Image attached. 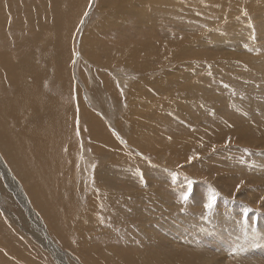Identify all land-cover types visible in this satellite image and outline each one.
<instances>
[{"label": "rangeland", "instance_id": "374dc122", "mask_svg": "<svg viewBox=\"0 0 264 264\" xmlns=\"http://www.w3.org/2000/svg\"><path fill=\"white\" fill-rule=\"evenodd\" d=\"M53 1L0 0V99L2 101L12 100L20 93L17 92L13 84L9 83L8 77L3 72L2 67L6 65H3L1 60L2 54L10 55V57L5 58L6 60L10 58L13 61L15 58L16 61L17 56H20V59L29 57L28 53L32 49H29L27 45L33 47L35 44L40 47V54L37 53L36 57L42 61L45 60L44 68L49 73L48 78L42 80L43 85L41 87L43 92L44 94H50L53 99L66 107L67 112H70L69 123L73 124L74 130L77 128L76 130H86L87 133L89 131L86 119L81 120L79 118V109L82 105L83 107L85 105V110L89 111L87 113L101 120L106 132L110 134V137L117 144H113L114 147H111L114 153L117 155L123 153L125 157L130 156L134 159H140L141 162L148 165L151 169H149V175H144L140 169L132 167L131 163H129L125 168L126 174L120 173L116 178L112 174L107 176L108 184L106 189L116 190L119 194L110 195L109 192H102L97 188L102 186L98 185L96 181V173L99 169L109 164V159L113 152L109 149L104 151V155L95 153L94 148H100L102 144L99 142L98 145L95 144L89 133L88 135L84 134L80 136L81 146L84 150L81 153L82 147L80 146L77 154L78 148H75L73 162H67L65 173L59 175L65 180L61 179L57 182L58 186L51 194L52 197L46 199L41 207L45 216L43 218L39 214L40 211L35 205L34 199H30L27 187H24L26 186L25 183L16 173L15 166L12 167L8 157L0 153V264H98L102 263L103 259L105 262L102 264H123L122 261L124 259L137 256L142 258L140 259V264L149 262V257H158L171 264L169 260L178 262L185 255L191 256L192 259L196 260L197 264H201L209 256L213 257L212 253L216 252L219 254L214 247L212 238L217 235L221 226L227 229L224 234L229 238L224 241V248L225 254L231 257L244 256L245 253L242 248L246 245L250 248L253 247V251H257L260 246H264L263 243L258 244V246L251 244L252 238L258 237L260 233H263L264 237V29L258 27L260 19L257 18V15L250 12L247 15L245 13L241 16L237 15V21L236 17H234L230 21L227 20L228 23L225 22L228 24L227 26L223 22L225 18L221 17V19L209 14L211 5L205 4L206 1H204L205 3H200L202 10L193 11L199 21L209 22L211 19L213 21H221L224 26L223 24L216 25L224 28L232 25L228 29L239 25L242 27V25L245 26L248 23V31L252 33L250 43L254 44V47L250 46L249 48L247 42L243 43L240 41V37L246 35L247 32L242 35L237 32V35L235 30L230 31L232 32L230 36L223 34L225 37L227 36L226 39L229 38L228 40L225 39L228 41L224 42L225 44H211L209 41H213L212 36L214 33L209 32L210 30H204L206 26L196 24L197 26L199 25L197 27L194 24L195 28L190 29L187 34L189 41H196V43L191 45L184 42L181 48L190 47L191 49L196 46L201 37L211 38L207 42L202 39V44L191 50L196 57L203 58V60H200L201 65L195 66L206 68V74H201L200 88H196L197 90L195 91V88L189 86L186 81H189V78L193 80L197 76L191 77L185 74L187 76H184V82H179L178 86H175L177 89H175L170 87L165 78L162 79L163 81L161 79L157 81L163 71H157L156 75H152L135 71L133 66L114 65L115 67L110 68L99 67V65L88 59L87 51L84 49L82 51L83 45L86 44L85 41H91L89 36L95 37L93 34L86 35L88 31H95L102 40L101 44L103 47L98 49L96 53L105 52L106 47L118 49L119 44L124 47V52L126 47L132 48L131 44L136 41H144L143 37L138 38L136 35L140 36L142 32L151 28L152 25L141 24L138 25V28L130 29L128 26L135 24L132 22L126 25L127 28L121 29L120 32L112 31L107 35V38H102L101 33L96 29V25L102 18L105 19L104 15L106 14L104 10H100L99 6H97L99 0ZM77 1L80 6L74 8L73 12L69 11L71 6H74ZM224 2H217L214 6L221 7ZM56 10L67 11V17L71 21L67 44H63L68 64V69L65 71V77L67 76L69 82V90L67 91L62 88V82H59L53 71H51L53 67L51 63L55 61L60 63L59 57H56V52L59 49L58 32L60 33L63 25L62 23L58 24L55 20L57 18ZM168 11H170V14L167 12V19L168 17H174L175 22H180V19L173 15L175 11L171 9ZM176 11L178 17L182 16L183 18L186 15L182 9H176ZM2 15L3 18L7 17L6 28L1 22ZM252 15L256 18L253 19ZM46 17L50 19L49 22H47L48 19ZM160 17L162 18L156 19L157 24L154 22L155 20L153 22L155 23V28L159 30L161 27L163 30L161 31L160 29L159 31L163 32L168 28L163 24V27L160 26L164 18L163 16ZM231 22L232 24L229 25ZM236 22L239 23L238 26H236ZM191 26L187 25V27ZM211 26L213 27V25ZM172 29L177 31L178 28ZM161 32L155 31L153 34L162 35ZM35 37L38 38L36 42H34ZM234 45L238 47H234ZM136 47L141 46L136 45ZM255 48L258 50H255ZM177 50L173 49V52ZM116 51L117 56L120 58L121 51ZM243 56L244 58H242ZM259 57L260 59H258ZM250 59L255 60L251 61ZM194 62L198 63L199 61L194 60ZM167 65V71L172 70L174 66L172 62L170 64L167 63ZM211 66L212 69L214 68L215 76H213ZM175 67V71L171 74L173 76L172 81L177 76L176 71L180 72L183 68V64L177 63ZM202 68L201 70H203ZM88 69L92 70L88 72ZM171 75L170 78L172 77ZM176 81L177 79L174 82ZM202 81L204 82L203 84ZM147 82L149 86L144 88ZM107 86L115 88L117 95L109 92V87ZM143 88L148 96V101L155 104V106H152L148 111L143 108L141 112L147 111L146 114L144 113L137 117L132 128L138 126L134 125L136 121L147 119V115L156 112L154 116L156 121L152 120V123H149L147 127L144 126L147 132L150 131L152 133L148 132L149 135L147 137H150L151 140H149L152 142L158 140L159 144L167 142L172 144L178 140L179 145L173 144L170 145V148L175 146L178 147V151L184 152L183 149L187 145L188 151L198 152L199 154L196 156H191L187 153V155L194 158L192 162L190 160V163H188L192 169L185 167L181 170L180 166L177 171L179 174L177 173V175L173 176L168 167L157 165V156L155 154H143L142 151L132 146V143L130 144L131 137L129 134L131 126L126 124L124 117L127 113L129 114L132 107H139L137 98H139ZM209 88L212 93L208 90ZM180 92H184L189 98L185 100V103L180 98L182 105L174 99V97L177 98V95L178 97L180 96ZM42 99V103L46 104V97ZM162 103L163 105L160 106ZM164 103L166 106H164ZM168 103L171 104V107H169ZM44 117V112L41 113L34 108L28 116V123L24 129H28L29 126L31 131L37 130L40 124L39 119ZM74 117L76 120L72 119ZM158 121L159 123L162 121L159 129L157 126ZM247 128L249 131L246 130ZM74 134L76 137L74 142L78 143L79 137H77L76 133ZM233 137L236 138L234 139ZM84 140L85 144H83ZM173 140L175 141L173 142ZM186 140H188V144ZM222 140H224V143ZM163 154L173 155L169 160L176 162L174 158L175 152L163 151L159 155L161 163L164 164L161 157ZM126 159L128 158L126 157ZM21 160L20 167L22 165ZM22 163H25L21 167L23 170L22 174L28 173V178L35 175L39 169L32 157ZM172 166L175 167V165ZM210 168L213 170H210ZM53 173L56 176L58 175L56 167ZM154 175L157 177L155 178ZM214 181L217 182L215 183ZM35 182L40 183L38 174ZM160 182H165V184L163 185ZM189 182H191V187H189ZM94 195L100 197V201H95V204L91 206L95 208L91 209L90 204L93 202L91 198ZM213 196L215 197V204L209 209L207 205L211 202ZM53 204L64 206L67 210L65 220L70 221L73 218H80L83 214L88 215L85 220H81L76 225L79 231L65 230L66 232H62L58 229V224L47 214L50 209L49 205ZM177 215H181V218L179 219ZM189 218L197 220V222L192 223L188 220ZM232 221L235 224L239 223V231H242L237 239L233 237L234 233L230 234L231 229L227 226V223ZM57 231L63 235L66 240L65 244L68 246L62 245L55 238L56 236L61 239ZM52 241L54 242L52 243ZM72 247L77 249V251L73 250ZM250 252H252L251 249Z\"/></svg>", "mask_w": 264, "mask_h": 264}, {"label": "bare ground", "instance_id": "6f19581e", "mask_svg": "<svg viewBox=\"0 0 264 264\" xmlns=\"http://www.w3.org/2000/svg\"><path fill=\"white\" fill-rule=\"evenodd\" d=\"M204 1H206V3ZM220 1H223V2L225 1L224 5H221V7H215L214 5ZM53 2H55V0ZM201 2H204L205 4H210L211 6L209 7L210 8L209 14H211L212 16H215L217 18H221V17L225 18V20L223 19L224 23L227 22V20L230 21V19H233L234 17H236V21H237V17L243 15V13H247V14H248V12L254 13L255 15H257V18L260 19L259 20L260 23H259L258 27L261 29H264V0H99V4L97 2V6H99L100 10H104L106 15H104L105 19L102 18L101 21L97 23V25L95 24L97 27V28L96 27L95 28L97 29V31L99 30V33H101L102 38H107V35L109 33H111L112 31L120 32L121 29L127 28L126 25H129L132 22L135 24L128 26L130 29H134L135 27L138 28V25H141V24L147 25V26L152 25V27L147 29L146 31H144L145 30L144 29L143 30L144 32H142L140 34V36L136 35L138 38L143 37L142 39H144V41H136L134 44H131L132 48L126 47L124 52H123L124 47H122V45L119 44L118 49H116L115 47H106L105 52L96 53V51L98 49L103 47L101 44L102 40L99 36H97L95 31H88V32H86V35L89 36V34H91V35L93 34L95 37L89 36L91 41H88V42L85 41L86 44L83 45L82 51H83V49L85 51H87L86 53H88V56H87L88 59L90 61H92L94 64L99 65V67L105 66L104 68H110V67H115L114 65L133 66L135 68V71L141 72L143 74L150 73L152 75H156L157 71L158 72L163 71L162 75L157 78V81H160V79L162 80L165 78V81L167 79V83L170 84L171 88H175V86L177 84H179V82L183 83L184 82V76H187L185 74H188L191 77L197 76V78L195 77L196 79L194 78L195 80L194 79L190 80L192 78H189V81H186V82H188V85L195 88V91H196L198 88H200L199 87L201 85L200 81L202 79L201 74L202 73H203V75L206 74V68L204 69L201 67L203 69V70H201L200 67L195 66V65L200 66L201 65L200 60H203V58L196 57L195 54L193 52H191V50L193 48H195L197 45H201L202 39H203V41H206V42L208 39H211V38L206 39L205 37H201V39L198 41L196 46L192 47L191 49H190V47L181 48V45L184 42H187L191 45L196 43V41H189L188 34H187L190 31V29H194L195 26H197L196 24L206 26V28L204 30H207V31L210 30L209 32L214 33V35L212 36L213 41H209V43H211V44L212 43H218L220 45V44H223L224 42H228L226 40H228L229 38L226 39L227 36L225 37L223 34H225V35L227 34L230 36L232 34V32H230V31L235 30L236 34L238 32L240 35L247 32L246 35H244L243 37H240V39H241L240 41L243 43L247 42L249 48H250V46L254 47L253 46L254 44L252 45L250 43L252 33L248 31V27H247L248 23L245 24V26L242 25V27H240V25L238 26V24L240 23L238 21L239 23L236 22L237 23L236 26H238V27L228 29L232 26V25H230V24H232V22L229 23L230 26L228 28H224V27L218 26L219 24H223V22H221V21H216V20L213 21L212 19L209 22L199 21V19H197L196 15H194L193 11L194 10L200 11L203 9L202 5H200ZM205 4H203V6H205ZM79 6H80L79 2L77 1L74 6H71L69 11L73 12V9L78 8ZM169 9H171L172 11H175L173 13V15H175L177 17V19L179 18L180 22H175L174 17L172 15L171 16L173 18L168 17V19L172 22H170L167 19V12H169V14H170V11H168ZM176 9H179V10L182 9V11H184L186 15L184 16V14H183V16H184L183 18H182V16H180L181 18L178 17V13H177ZM45 11L47 12V10H45ZM4 12H6V11H4ZM104 12H103V14H104ZM55 13L57 14V18H55L56 22L58 24L62 23V25H63L60 33L57 31L58 32L59 49L56 52L57 53L56 57H59V59L58 58L57 59L60 60V63H57L55 61V62L51 63L53 65V67L52 68L50 67V68L52 69L51 71H53V73L55 74L56 79L59 82H62V88L67 91V90H69L68 89V83L69 82H68L67 76L65 77V71H67V69H68V64H67L66 52L63 50V44L64 45L67 44L68 33H69V29L71 27V21H70V18L67 17V11L61 12V11L56 10ZM169 14H168V16H169ZM180 15H182V14L180 13ZM160 16H163L164 18H163V21L161 19L162 22L159 20L161 22V25H160V23H159V25L162 26V24H163L165 27L168 28L167 30H164L163 32H161L163 30V29H161V27H160L161 31H159L160 29L158 30L157 28H155V23H154V22H156V24H157L156 19L162 18ZM1 18H2L1 22L4 24L3 26L6 28L7 17L3 18V15H2ZM254 18H256V17L253 16V19ZM47 19H48L47 22H49L50 19L49 18H47ZM244 19H246V18H244ZM247 19L249 20L248 17H247ZM252 21H254V20H252ZM227 23H225V25ZM194 24H195V26H194ZM216 24H218V25H216ZM187 25H192V26L187 27ZM211 25H213L214 28ZM223 26H224V24H223ZM227 26H228V24H227ZM234 26H235V24H234ZM175 27L178 28L177 31L172 29V28L175 29ZM153 30H154V32L155 31L161 32L162 35H154ZM249 30H250V28H249ZM236 34L234 33L235 36L238 35V34L237 35ZM233 38H231V39L233 40ZM19 39H21V38H19ZM37 39L38 38L35 37L34 42H36ZM43 40H44V38H43ZM233 41H236V40H233ZM237 42H239V41L237 40ZM25 43H27V42H25ZM253 43H254V41H253ZM57 45H58V43H57ZM136 45H140L141 47L135 48ZM215 45H213V46H215ZM235 46H237V45H234V47ZM242 46H244V45H242ZM27 47L29 49H32L28 53L29 57H24V58L20 59V56H17L16 61H15L14 57H13L14 58L13 61L10 58H8L7 60H9V61H7L5 58L10 57V55L6 56L5 54H2V56H1V60L3 61V65L4 64L6 65L5 67H2L4 74L8 77L9 83L11 85L13 84V86L17 90V92H20V93L18 94V96L16 95L17 96L16 98H14L12 100L2 101L0 99V145H1L0 146L1 147L0 153L4 154L5 156L8 157V160H9L12 167L15 166L16 173L19 175V177L23 180V182L26 185V186H24V184H23V186L27 187L26 189L28 190V193L30 194V195L28 194L31 197L30 199H32V200L34 199L33 201H34L35 205L37 206L38 210L40 211L39 214H41L42 217L45 218L41 207L44 205L46 199H50L52 197L51 194L54 192L55 188H57V186H58L57 182L60 181L61 179H64V178H61L59 175L65 173L64 171L66 169L67 162H69V163H70V161H71V163L73 162V158L75 155L74 154L75 148H78L77 154L79 153L80 146H81L80 136H82L84 134L88 135V133H89L90 138L93 141H95L94 142L95 144L98 145V142L101 143L103 148L102 147L94 148V151H95V153L102 154V155H104L105 150L111 149V147H114L113 144H116V143L110 137V134L106 132V129L104 128L101 120H99L98 118H96L92 114L87 113L89 111L85 110V108H84L85 105H84V107L82 105V107H80V109H79V118H81V120H83L84 118L86 119V125H87V127H89V131L87 133L86 130L80 131V130H76L77 128L74 130V128L72 127L73 124L71 125V123H69L70 112H67L66 107L64 105L60 104L57 100L53 99L50 94H47V93L44 94V92H43V89L41 87V85H43L42 80L47 79L49 73L46 71V68H44L45 60L42 61L41 59H37V57H36L37 53L40 52V50H39L40 47L35 45V44L33 45V47H29L28 45H27ZM246 47H247V45H246ZM173 49H178V50L173 52ZM224 49H226V48H224ZM256 49L257 48H255V50ZM116 50L121 51L120 58L117 56ZM17 52H18V50H17ZM243 52L245 53V51H243ZM248 54H250V53H248ZM51 55H53V54H51ZM251 55H252V53H251ZM246 57H248V55ZM242 58H244V56ZM248 58H250V57H248ZM221 59H219V60L221 61ZM240 59H239V61H240ZM258 59H260V57ZM258 59H256V60H258ZM194 60H198L199 62L195 63ZM237 61H238V59H237ZM247 61L249 62V60H247ZM171 62L174 66H173L172 70L170 69V71H167L168 70L167 63L170 64ZM217 62H219V61L217 60ZM234 62H236V61H234ZM177 63H182L183 68L181 69L180 72L176 71L177 76L174 78H175V80L177 79V81L174 82L175 80L172 81L173 76L171 74L175 71V69H176L175 65ZM150 66H152V67L150 68ZM222 67H221V70H222ZM262 68H263V66H262ZM211 69H212V66H211ZM215 69H218V68H215ZM229 69H231V68H229ZM91 70L88 69V72ZM223 70H225V69H223ZM258 70H259V68H258ZM258 70H256V71L258 72ZM219 71H220V69H219ZM217 73H219V72H217ZM213 74H214V70H213ZM220 74H221V71H220ZM170 75L172 76L171 78H170ZM215 75L216 74H214L213 76H215ZM236 75H238V74H236ZM245 78H247V77H245ZM147 83H146V87H144V88H148L149 83L148 84ZM203 83L204 82L202 81V84ZM186 85H187V83H186ZM104 86L106 87V85H104ZM180 86L182 87V85H180ZM210 86H211V84H210ZM239 86H240V84H239ZM107 87H109V92H112L113 95H117V90L115 88H111V87H113L112 85H111V87L110 86H107ZM144 88L141 89L142 91H141L140 95L138 93L139 98H137V100H138V106L139 107H132V109L129 111V114L125 113L126 115L124 117V121H126V124H130L128 126H131L130 127V134H129L131 137V138L129 137L130 138V144L132 143L133 144L132 146L137 148V150L142 151L143 154H145V153H153V155L155 154L157 156V160H156L157 165L159 164V165H163L164 167H168L170 169L169 171L172 172L173 176H175V175H177V173H178L177 171H178V168L180 166H181V168H180L181 170H182V168H185V167L191 168L190 165L188 164V163L192 162V160H194V158H192L191 156H196L199 153L196 151H194V152L188 151L187 145H185V147L183 149L184 152H181L180 150L178 151L177 150L178 147H175V146L174 147L171 146V148H170V145H173V144L179 145L178 140H176V141L173 140V142L174 141L175 142L172 144L171 143L168 144V142L164 143V144H159L157 139H156L157 140L156 142L154 140H153L154 142L150 141L151 140L150 137H147L149 135L148 132H150V131L147 132L145 127H147L149 125V123H152V120L156 121V118L154 117L156 112L153 114L147 115V119L136 121V123L134 125H138V126L136 128H132L133 123L137 119V117L143 115L144 113L146 114V112L150 108H152V106H155V104L150 103L148 101V96H147ZM182 88L184 89V87H182ZM175 89H177V87ZM192 89H191V91H192ZM208 90H210V88ZM146 91H147V89H146ZM205 91H207V90H205ZM184 92H185V90H184ZM184 92H180L179 97L177 95L178 99L174 97V99L176 101L180 102L181 105H182L181 99L184 101V103H185V100L189 99L187 97V94H185L186 92L185 93ZM207 93H208V91H207ZM211 93H212V91H211ZM188 94H189V92H188ZM197 94L199 95L198 92H197ZM205 96H202V97H205ZM43 97H46V99H47L46 104L42 103ZM194 99H195V97H194ZM208 99H210V98H208ZM196 101H198V100H196ZM81 103H82V101H81ZM108 103H109V101H108ZM162 105H163V103L160 104V106H162ZM168 105H169V107H171V104L168 103ZM127 106H129V105H127ZM164 106H166L165 103H164ZM188 106H189V104H188ZM195 106H197V105H195ZM34 108L38 109L41 113L44 112L45 117L39 119L40 124L38 125L37 130L31 131L29 129L30 128L29 126H28V129H24L26 124L28 123V116ZM143 108H145L147 110L144 113L141 112V110ZM200 112H202V111H200ZM253 112H254V110H253ZM35 114H37V113H35ZM231 114H232V112H231ZM228 118H230V117H228ZM72 119H75V117ZM39 120H37V121H39ZM161 123H162V121H161ZM161 123H159V121H158V124H157L158 129L160 128ZM234 125H235V123H234ZM33 127H35V126H33ZM248 128H249V126H248ZM248 128L246 130H248ZM184 129H185V127H184ZM243 130L245 131V129H243ZM164 131H166V130H164ZM230 131H228V132H230ZM252 131H253V129H252ZM170 132H171V130H170ZM239 132H241V131H239ZM74 133H76L77 137H79L78 143L76 141L74 142V139L76 138ZM184 133H185V131H184ZM182 134H183V132H182ZM190 134H191V131H190ZM234 134H235V132H234ZM251 134H253V133H251ZM184 135H186V134H184ZM242 136H244V135H242ZM246 136H248V135H246ZM151 137H152V135H151ZM175 138H176V136H175ZM233 138L235 139L236 137H233ZM258 138H259V136H258ZM227 139H228V137H227ZM186 141L188 144L189 143L188 140H186ZM180 142H181V140H180ZM222 142L224 143V140H222ZM239 142H240V139H239ZM241 142H242V140H241ZM83 144H85V140H84ZM182 144H180V145H182ZM251 144H253V143H251ZM81 149H82V151H81V153H82L84 149H83V147ZM163 151L175 152L174 158H175L176 162H172L171 160H169L170 158L173 157V155L163 154V156H161V157H162L164 164L161 163L159 155ZM64 152H65V154H63ZM111 152H113L112 149H111ZM183 153H186V154H183ZM187 153H189L191 156L187 155ZM179 154H181V155H179ZM7 157H5V158H7ZM30 157H32L36 161V164L38 165L39 169L37 170L35 175L28 178V175H27L28 173H26L25 175L22 174L23 170L21 167L25 164L22 162L28 160ZM123 157H125L123 155V153L120 155H117L116 153L113 152L110 159H109V164H107L106 167H102L101 169H99L98 172L96 173V179H97L96 181L98 182V185L102 186L101 188H99V187H97V188L100 189L102 192H109L110 195L119 194V192L116 190H113V189L107 190L106 189L107 184H108L107 176L109 174H112V175H114L113 177L116 178L120 175V173L126 174L125 168H126L127 164H129V163H131L132 167H137L138 169H140L144 173V175L149 173V171H150L149 169H151V168H149L148 165L141 162L140 159H134L133 157H130V156H126L128 159H126V157L124 159H121ZM20 159H22L21 160V164H22L21 167H20ZM172 165H175V167H173ZM192 165H193V163H192ZM55 167L58 170L57 176H56V174L54 175V173H53V170ZM214 169H216V168H214ZM210 170H213V169L210 168ZM151 172H153V171H151ZM223 172H225V171H223ZM212 173H214V172H212ZM37 174H38V178H39L40 183L35 182ZM150 174H152V173H150ZM219 174H221V173L219 172ZM195 175H196V173H195ZM222 175H224V174L222 173ZM156 177L157 176H155V178ZM214 178H216V177H214ZM214 182L216 183L217 181H214ZM160 183L162 184L163 182H160ZM164 184H165V182L163 183V185ZM0 190H1V188H0ZM91 199L93 202L90 204V208L93 209L95 207L92 208L91 206H93L95 204V201H100L99 200L100 197L94 195ZM103 200H105V199H103ZM245 201H247V200H245ZM30 202H31V200H30ZM49 207H50V209L48 210L47 214L53 219V221L55 223L58 224L57 227L62 232H66L65 230H67V231L72 230L75 232L79 231V229L76 228V225L81 220H85L88 217V215L83 214L80 218L71 217L73 219H71L70 221L65 220L67 210L64 208L63 205L53 204V205H49ZM121 214H123V213H121ZM177 216L179 217V219L181 218V215H177ZM188 220L192 223L197 222V220H194L191 218H189ZM45 221H47V220H45ZM20 225H22V224L20 223ZM227 226H228V228L231 229L230 234L234 233L233 237L237 239L238 235H240V233L242 232V231H239L240 224L239 223L235 224L234 221H232V222H228ZM84 230H85V228H84ZM226 230L227 229L224 228L223 226L219 227L217 235L212 238L214 247L219 252V254H217L216 252L212 253L213 257L209 256L208 258L203 260L201 264H264V246H260L257 251H253V249H254L253 247L250 248L248 245H246L242 248V250L245 253L244 256H233V257H231V256L225 254L224 241L229 238V237L227 238V235L224 234V231H226ZM57 233H59V236L61 237V239H59V237H56V236H55V238L62 245L68 246L65 244L66 240L63 237V235L58 231H57ZM230 234H229V236H230ZM252 239L253 240L251 241V244L254 246L255 245L258 246V244H261V243L264 244L263 233H260V235L258 237H255ZM53 242L54 241H52V243ZM72 249L77 251V249H75L74 247H72ZM250 249L252 250V252H250ZM140 259H142V258L138 257V256L132 257V258H127V259H124L122 261V263L123 264H140L141 263ZM103 262H105L104 259H103L102 263ZM169 262L171 264H197L196 260L192 259V257L188 256V255H185L178 262H171L170 260H169ZM102 263H98V264H102ZM145 264H169V263L163 261L162 259H159L158 257H149V262H147Z\"/></svg>", "mask_w": 264, "mask_h": 264}, {"label": "snow or ice", "instance_id": "6c2138e0", "mask_svg": "<svg viewBox=\"0 0 264 264\" xmlns=\"http://www.w3.org/2000/svg\"><path fill=\"white\" fill-rule=\"evenodd\" d=\"M245 15H247V13H245ZM189 187H191V182H189ZM185 199H187V197H185ZM214 204H215V197L213 196L211 202L207 205V207L211 209L214 206Z\"/></svg>", "mask_w": 264, "mask_h": 264}]
</instances>
